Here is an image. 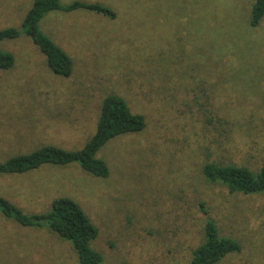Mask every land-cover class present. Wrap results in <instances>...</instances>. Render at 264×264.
I'll return each instance as SVG.
<instances>
[{
  "label": "rangeland",
  "instance_id": "1",
  "mask_svg": "<svg viewBox=\"0 0 264 264\" xmlns=\"http://www.w3.org/2000/svg\"><path fill=\"white\" fill-rule=\"evenodd\" d=\"M99 4L116 16L53 11L41 31L72 60L53 75L21 34L0 43L14 67L0 70V163L43 146L78 151L95 133L102 100L121 97L146 127L96 155L106 179L77 164L0 175V198L41 214L66 197L86 213L101 264H187L204 221L237 241L220 264H264V194H229L206 183V162L264 163V17L254 0H59ZM33 0H0V30H21ZM204 211L207 213L204 214ZM23 228L0 211V264H78L48 228Z\"/></svg>",
  "mask_w": 264,
  "mask_h": 264
},
{
  "label": "trees",
  "instance_id": "2",
  "mask_svg": "<svg viewBox=\"0 0 264 264\" xmlns=\"http://www.w3.org/2000/svg\"><path fill=\"white\" fill-rule=\"evenodd\" d=\"M87 10L115 19V14L99 4L73 3L61 6L59 0H33L26 13L21 30H0V43L17 40L24 34L45 60L50 72L60 78H69L73 71L71 58L40 29L41 20L50 12H73ZM264 17V0H254L249 26L257 28ZM15 58L0 50V70L14 67ZM146 127L142 115L134 114L127 103L117 95L106 96L101 103L95 133L78 151H67L53 146H43L29 154L16 155L0 163V175H22L44 166L66 167L77 164L81 171L91 177L106 179L108 165L96 158L97 153L110 141L125 135L138 134ZM206 183L220 185L231 195L255 196L264 194V163L257 169L236 164L206 162L202 169ZM1 213L23 228L46 227L61 240L70 244L78 264H101L102 256L93 250L91 242L97 236L94 227L81 207L72 199H54L48 211L41 214H24L9 201L0 198ZM204 214L207 213L204 211ZM45 228V229H46ZM240 244L220 236L215 223L207 218L202 228V242L196 246L187 264H220L226 257L240 253Z\"/></svg>",
  "mask_w": 264,
  "mask_h": 264
}]
</instances>
